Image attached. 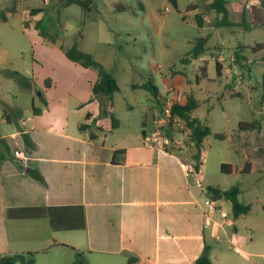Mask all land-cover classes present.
Segmentation results:
<instances>
[{
	"label": "crops",
	"instance_id": "0c3cea01",
	"mask_svg": "<svg viewBox=\"0 0 264 264\" xmlns=\"http://www.w3.org/2000/svg\"><path fill=\"white\" fill-rule=\"evenodd\" d=\"M212 1L192 2L186 9L187 13H194V18L197 13L202 14L201 27L195 20L199 28L209 30L212 17L211 28H235L241 33L240 41L245 40L244 35H257L241 25L244 19L251 22L254 13L258 21H264L260 0H225L228 25L220 27L217 23L222 16L206 8ZM175 3L177 8V0ZM35 23L25 26L35 29ZM204 36H208L206 51L186 65L192 67L194 84L190 83L186 72L180 71L171 73L170 78L162 77L161 87L153 76L148 77L157 87L158 95L156 98L151 95V108L145 114L144 128L136 136V144L127 146L122 142L131 135L112 142L109 139L121 130V120L115 116L119 124L113 128L109 118H99L101 106L92 93L97 72L71 62L56 44L43 39L37 32L34 46L38 47L40 58L60 61L64 66L55 75L60 80L58 92L53 93L58 90V83L48 82L51 86L41 101L42 105L32 100L27 117L20 109L12 123L2 117L1 122L9 124L12 130L4 135L0 128V155L6 154L0 159V257L16 253L36 256L59 248L70 252L64 253V260L59 264H72L77 253L83 254L89 264H128L130 257L136 258L134 264H195L204 246L208 245V236L217 244H220L221 233L229 242L234 241L229 238V229L234 225L231 232L237 234L236 221L247 218V215L234 221L230 203L220 199L221 210L215 215L219 225L214 230L204 228L202 208L207 197L206 189L213 186L201 189L190 185L187 176L190 164L183 156L155 151L144 145L156 114L152 105L158 104L160 108V100L167 95L169 86L176 87L179 105H184L191 93L198 99L194 88L199 93L208 90V94H217L219 98L217 89H222L221 83L229 78L227 66L222 65L217 75L216 63L209 59V55H204L209 50L210 41L212 44L216 38L211 31L200 37ZM229 36L236 38L234 31H230ZM255 45L247 43L237 48L250 50ZM211 62L215 68L213 76L209 74ZM143 84L132 87L140 90ZM33 107L42 112L34 113ZM127 107L132 108L129 103ZM111 112L115 115L114 106ZM87 114L90 115L88 120ZM93 121L95 124L92 125ZM82 125L92 126L81 130ZM240 137L247 158L264 156L262 140L252 139L248 134ZM1 140L8 151H3ZM16 151L24 154L25 161L15 157ZM252 167L251 163V171ZM203 168L204 162L201 179ZM30 169L37 171L45 183L33 179L28 174ZM259 204L262 209L264 202ZM222 213L227 217L224 218ZM41 221L47 222L52 232L64 235L52 236V244L46 248H30L28 244L47 241V236L41 233ZM72 232L80 234L74 239L67 237ZM211 263L214 264L212 260Z\"/></svg>",
	"mask_w": 264,
	"mask_h": 264
},
{
	"label": "rangeland",
	"instance_id": "374dc122",
	"mask_svg": "<svg viewBox=\"0 0 264 264\" xmlns=\"http://www.w3.org/2000/svg\"><path fill=\"white\" fill-rule=\"evenodd\" d=\"M45 1L0 0V16L5 14L8 18L7 22L0 24L1 132L7 135L12 130L9 124L1 122L4 111L12 117L20 109L27 117L32 100L42 105L41 97L44 98L48 90L46 82L58 83V90L53 93L59 91L60 80L55 75L64 63L41 59L37 54L38 47L34 46L38 31L33 26L25 25L40 19H53L59 35L57 47L68 48L76 44L82 51L92 54L105 70L116 77L120 91L115 95L113 106L115 116L123 126L115 137L110 136L109 139L112 142L131 135L122 142L127 146L136 144V136L144 128L145 114L151 108L152 99L149 91L137 90L132 86L141 85L153 76L161 87L162 77L170 78L171 73L179 71L186 72L190 76V83L194 84L192 67L182 64V60L189 56L198 37L213 32L216 41H212V44L210 41L209 53L204 55H209V59L215 52L226 56L229 78L221 83V91L217 89L219 98L217 94H208V90L199 93L193 89L201 101L194 115L205 120L212 132L205 141L202 182L204 187L211 185L221 190L238 186L239 201L251 208L246 214L247 218L236 221L237 234L231 232L234 225L229 229V238L234 240L232 243L223 233L220 234V244L208 236L209 254L214 264L217 261L220 264H264V211L259 204L264 202V156L247 158L240 137L248 134L250 138L264 143V63L259 60L263 52L252 54L249 48H237L247 43L264 44V32L244 35L245 40L240 41L241 33L235 28H211L212 17L209 30L199 28L194 13L186 12L192 2L199 0H177V8L168 0H94L93 10L89 14L76 5L65 7L62 0ZM32 9H43L45 15L31 16ZM230 31L235 32L236 38H230ZM50 33L54 34L52 31ZM216 43L221 46H215ZM236 53L240 55L239 63L230 60ZM8 71H18L24 80L7 75ZM209 74H215L212 62ZM128 103L132 108L127 107ZM157 105H152L155 113L159 111ZM253 123L255 129H242ZM213 134H221V138L216 139ZM194 153V147L187 141L181 150L186 163L195 164ZM223 163L232 165V174L221 172ZM251 163L252 171L244 174L242 170L247 165L251 168ZM41 225V233L47 236V241L28 244V247L46 248L52 244V236L64 235L52 232L47 222L41 221ZM79 234L72 232L67 237L74 239ZM67 251L52 248L46 254L36 255L35 264H59ZM94 257H98V254H94Z\"/></svg>",
	"mask_w": 264,
	"mask_h": 264
},
{
	"label": "trees",
	"instance_id": "16d2710c",
	"mask_svg": "<svg viewBox=\"0 0 264 264\" xmlns=\"http://www.w3.org/2000/svg\"><path fill=\"white\" fill-rule=\"evenodd\" d=\"M64 2L65 7H69L71 5H76L80 7V9L89 14L93 10V1L94 0H62ZM261 1V8L264 9V0ZM170 3L176 8L175 0H169ZM207 9L214 10L217 14L222 16V20L217 23V26H225L227 24L228 18V10L226 7L225 0H213L208 6ZM264 11V10H263ZM43 9H32L30 11L31 16H36L37 14L44 13ZM253 19L251 22H246L244 19L243 26L247 31H253L256 34H261L264 32V21H258L254 16L251 17ZM8 18L5 14L0 16V23L7 22ZM195 20L199 27H201L202 22V14L197 13L195 15ZM35 29L38 31V34L43 39L48 40L52 44L57 43V37L59 36L56 32V23L53 19H40L35 23ZM52 31L54 34L50 33ZM208 41V36L197 38L195 44L191 51L189 52V56L184 58L182 61L184 65L190 63V61L197 59L200 55H202L206 51V44ZM60 49L64 52L66 58L71 62L81 65L84 68L92 69L97 72L98 78L97 81L92 86L93 98L98 99L101 111L99 118H109L113 128L118 127L119 120L115 117V115L111 112V108L113 107L115 95L119 92V85L115 78V76L105 70L103 66L95 60L92 54L82 51L76 44L65 48L64 46H60ZM250 50L253 54H257L259 52H263L262 58L259 60L264 63V46L255 45L250 47ZM236 61L239 63L240 55L239 53L235 54ZM222 69V65L216 63V73L220 74ZM7 75L11 77L19 78L20 80H24V77L18 71H8ZM24 86L30 87L29 84H23ZM50 83L46 82V87H50ZM264 87V80H263ZM142 89H145L150 92V94L156 98L158 95V89L152 82V79H148L146 83L141 86ZM43 99V97H41ZM44 100V99H43ZM264 102V98H263ZM45 103V101H44ZM201 102L195 98V96L191 93L187 97V102L184 105L176 104L173 107L172 113L174 116L178 117L183 124L190 131L189 142L193 143V147L195 149V153L193 155L195 161V168L197 171L201 170L203 162L201 161V149L203 148L205 139L212 134L209 125L205 120H200L194 115V112L200 107ZM34 113H41L42 110H38L33 107ZM3 116L8 123H12L17 119V115L14 113L12 117H10L6 111L3 112ZM90 115H86V119L88 120ZM95 124V121L92 122V125ZM91 125V126H92ZM91 126L87 127L82 125L80 127L81 130H85L91 128ZM254 123L245 125L242 129H252L254 128ZM255 129V128H254ZM92 136V134H91ZM216 139L221 138V134H214ZM2 149L4 152L8 151L7 145L1 140ZM174 153L180 157L181 151H174ZM6 156L5 153L0 155V159H3ZM233 167L230 164L223 163L221 165V172L224 174H232ZM251 168L250 165H247L245 169L242 170L244 174L250 173ZM28 174L38 182L45 183L43 177L35 170L30 169ZM207 190L214 195V199H224L230 203L231 206V216L235 221L239 219L241 215H246L250 211V205H245L240 202L238 197L240 194V188L238 186H233L228 190H221L217 187H208ZM262 210L264 211V205L262 206ZM210 248L208 245L204 246L203 253L196 260L195 264H212L210 259ZM35 254L33 253H16L9 256L0 257V264H35L34 259ZM136 258L130 257L128 264H134ZM72 264H89L87 260L83 257V254L77 253V258Z\"/></svg>",
	"mask_w": 264,
	"mask_h": 264
},
{
	"label": "built area",
	"instance_id": "2783aa9c",
	"mask_svg": "<svg viewBox=\"0 0 264 264\" xmlns=\"http://www.w3.org/2000/svg\"><path fill=\"white\" fill-rule=\"evenodd\" d=\"M212 60L215 63L225 65L227 57L220 52L213 53ZM232 62L236 61V57L232 56ZM177 89L171 85L168 88V93L160 101L159 111L154 115L152 122V130L144 138V145L155 151L174 152L181 151L185 143L189 142L190 131L183 124V122L173 115L172 110L174 105L178 104L176 96ZM193 146L192 142H189ZM205 144L201 149V161H205ZM15 157L20 161H25V156L22 152L16 151ZM187 176L190 185L204 189L200 171H197L194 165L187 166ZM207 197L202 208L203 225L206 229L214 230L219 223L215 220V215L220 212L218 200L214 199V195L206 189ZM224 218L227 217L226 213H222Z\"/></svg>",
	"mask_w": 264,
	"mask_h": 264
}]
</instances>
